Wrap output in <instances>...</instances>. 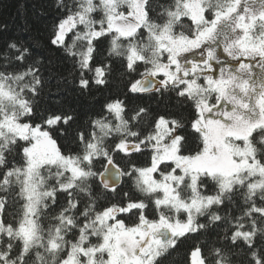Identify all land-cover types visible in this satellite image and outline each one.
<instances>
[{"label": "snow or ice", "instance_id": "6c2138e0", "mask_svg": "<svg viewBox=\"0 0 264 264\" xmlns=\"http://www.w3.org/2000/svg\"><path fill=\"white\" fill-rule=\"evenodd\" d=\"M50 7L0 41V264H264V0Z\"/></svg>", "mask_w": 264, "mask_h": 264}, {"label": "trees", "instance_id": "16d2710c", "mask_svg": "<svg viewBox=\"0 0 264 264\" xmlns=\"http://www.w3.org/2000/svg\"><path fill=\"white\" fill-rule=\"evenodd\" d=\"M51 3L52 0H0V27L7 25V31L0 35V41L10 35L25 39L39 36L43 45V39L47 35L46 30H50L56 14L55 9L50 7ZM40 12H44L46 18L41 19L38 15ZM79 103L86 108L90 98L83 97ZM48 264H52L51 259Z\"/></svg>", "mask_w": 264, "mask_h": 264}, {"label": "water", "instance_id": "95a60500", "mask_svg": "<svg viewBox=\"0 0 264 264\" xmlns=\"http://www.w3.org/2000/svg\"><path fill=\"white\" fill-rule=\"evenodd\" d=\"M112 179L114 180V179H115V177H112Z\"/></svg>", "mask_w": 264, "mask_h": 264}]
</instances>
